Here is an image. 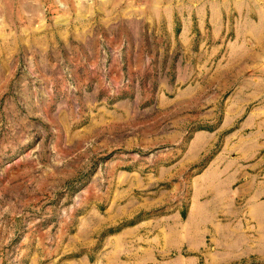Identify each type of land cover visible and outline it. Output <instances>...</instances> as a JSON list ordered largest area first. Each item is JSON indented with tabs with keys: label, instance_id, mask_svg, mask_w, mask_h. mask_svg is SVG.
<instances>
[{
	"label": "rangeland",
	"instance_id": "obj_1",
	"mask_svg": "<svg viewBox=\"0 0 264 264\" xmlns=\"http://www.w3.org/2000/svg\"><path fill=\"white\" fill-rule=\"evenodd\" d=\"M114 1L0 0V264L201 256L192 197L256 182L264 0H173L168 17Z\"/></svg>",
	"mask_w": 264,
	"mask_h": 264
},
{
	"label": "crops",
	"instance_id": "obj_2",
	"mask_svg": "<svg viewBox=\"0 0 264 264\" xmlns=\"http://www.w3.org/2000/svg\"><path fill=\"white\" fill-rule=\"evenodd\" d=\"M172 3L173 0H129V3L122 0L114 1L113 9L119 10L121 15L130 10L133 15L139 17L150 11H158L160 17H165L160 12L166 11L168 17L173 8ZM251 166L256 171L253 175L256 182L251 180L246 193H216L215 190L209 189L207 184H203L202 193L199 191L200 193L194 195L190 201L187 214L188 226L192 230H188V233L202 235L203 239L209 234L210 244L203 247L201 256L180 253L177 258L166 261L165 264H200V258L204 264H231L244 258L264 260V163H252ZM260 173L263 179L261 184ZM209 191L213 192L208 193ZM236 201L248 202L249 209L236 206ZM174 230L172 228V231ZM185 240L188 239L185 237ZM197 244L193 241L188 249L193 252L199 250L202 246ZM185 245L181 237L180 242L170 243L167 248L183 249ZM130 252L131 264H164L157 259L155 246L134 245Z\"/></svg>",
	"mask_w": 264,
	"mask_h": 264
}]
</instances>
